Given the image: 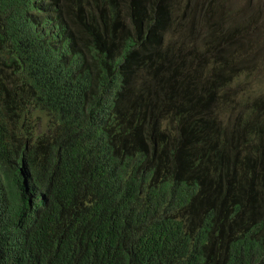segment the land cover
<instances>
[{
  "label": "trees",
  "instance_id": "16d2710c",
  "mask_svg": "<svg viewBox=\"0 0 264 264\" xmlns=\"http://www.w3.org/2000/svg\"><path fill=\"white\" fill-rule=\"evenodd\" d=\"M231 1L0 0V264H264V4Z\"/></svg>",
  "mask_w": 264,
  "mask_h": 264
},
{
  "label": "rangeland",
  "instance_id": "374dc122",
  "mask_svg": "<svg viewBox=\"0 0 264 264\" xmlns=\"http://www.w3.org/2000/svg\"><path fill=\"white\" fill-rule=\"evenodd\" d=\"M235 7H241L243 5L244 9L248 8H259L264 4V0H232L231 1ZM231 5V3H230ZM263 28H264V22H263ZM255 38L254 36H251V40L253 41ZM262 40V36H260V41ZM241 72L245 74H249L253 76L252 82L253 84L258 83L261 84V86L264 88V51H258L256 55L250 60L245 61L241 64ZM238 91L242 90L237 88ZM243 90H245V87H243Z\"/></svg>",
  "mask_w": 264,
  "mask_h": 264
}]
</instances>
